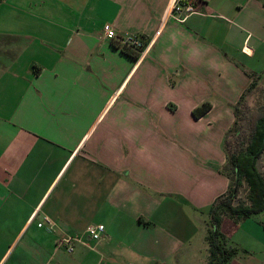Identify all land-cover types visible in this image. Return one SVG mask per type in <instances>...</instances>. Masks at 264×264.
<instances>
[{"label":"crops","instance_id":"crops-1","mask_svg":"<svg viewBox=\"0 0 264 264\" xmlns=\"http://www.w3.org/2000/svg\"><path fill=\"white\" fill-rule=\"evenodd\" d=\"M173 1L0 0V264L207 260L228 104L264 97V0ZM218 230L226 264H264V209Z\"/></svg>","mask_w":264,"mask_h":264},{"label":"trees","instance_id":"trees-1","mask_svg":"<svg viewBox=\"0 0 264 264\" xmlns=\"http://www.w3.org/2000/svg\"><path fill=\"white\" fill-rule=\"evenodd\" d=\"M112 43L126 55L135 59L143 47ZM250 82L234 104H228L234 121L224 132L223 150L225 162L217 167L218 172L228 179L224 193L214 198L207 208L210 229L205 236L208 243L207 260L203 264H226L236 253V248L226 243L225 236L218 230L220 220L227 216L234 221L264 209V180L257 160L264 149V97L261 103L250 110L244 101L245 95L253 87ZM210 108L203 101L191 110L193 118H198ZM245 120L242 128L239 120ZM245 185V197L239 196V187Z\"/></svg>","mask_w":264,"mask_h":264},{"label":"built area","instance_id":"built-area-1","mask_svg":"<svg viewBox=\"0 0 264 264\" xmlns=\"http://www.w3.org/2000/svg\"><path fill=\"white\" fill-rule=\"evenodd\" d=\"M171 10L176 11V12H190L193 10V6L191 4H185L181 5L178 3V0H174L170 6ZM103 33L106 37L108 38H115L116 36L114 33L110 30L109 26L107 24H104L102 26ZM117 40L119 41L120 44H125L129 45L131 47L138 48L141 46V42L139 39L135 36H122V37H117ZM142 49V48H141ZM37 226H40V223H37ZM85 233L88 235L90 239L93 240H100L103 237L104 233V225L101 223L98 224H90L85 227ZM65 243V248L67 251H71L72 246L70 245L71 243V238H66L64 240Z\"/></svg>","mask_w":264,"mask_h":264},{"label":"rangeland","instance_id":"rangeland-1","mask_svg":"<svg viewBox=\"0 0 264 264\" xmlns=\"http://www.w3.org/2000/svg\"><path fill=\"white\" fill-rule=\"evenodd\" d=\"M259 94H260V91L259 90H257V91H255V94H254V96H252V98L249 100V105H247L250 109H255V107L256 106H258L260 103H261V100H260V102H258V104H257V101L259 100ZM262 99V98H261ZM257 104V105H256ZM239 122H240V124L242 125V128H244L245 127V125H246V122H245V120H239ZM257 164H258V161H257ZM259 165V164H258ZM245 194H246V187H245V185H242V186H240L239 187V196H241V197H245ZM208 216V215H207ZM257 216V215H256ZM192 225L197 229V228H199V227H202V224H197L196 222H195V220H193L192 219ZM205 226V235L204 236H206L207 235V232H208V230L210 229V223H209V221H208V219H207V221H206V224L204 225ZM204 240H205V245H206V249H208V243H207V239H206V237H204ZM70 245H72V247H73V242H71V244ZM200 264V263H199Z\"/></svg>","mask_w":264,"mask_h":264}]
</instances>
